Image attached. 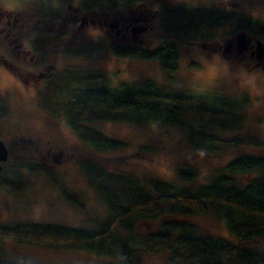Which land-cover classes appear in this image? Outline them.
Returning a JSON list of instances; mask_svg holds the SVG:
<instances>
[{
  "label": "rangeland",
  "instance_id": "374dc122",
  "mask_svg": "<svg viewBox=\"0 0 264 264\" xmlns=\"http://www.w3.org/2000/svg\"><path fill=\"white\" fill-rule=\"evenodd\" d=\"M79 1L69 0L58 21L42 19L37 22L36 18L29 17L36 0H0V12L6 11L17 16L20 38L30 29L33 35L35 32H66L63 38L44 49L42 57L38 60L32 58V75L23 76L24 86L11 81L0 65V93L6 95L4 102L8 108L0 119V138L8 149L4 169L6 173H11L6 174L8 178H14L13 169L19 173L22 170L21 173L27 177L26 184L18 189L0 184V222L27 220L93 226L96 220H102L106 216V207L101 197L87 184L78 166L80 158L101 160L103 157L87 147L63 120L53 116L41 104L43 81L61 71L77 74L101 73L109 77L107 83L111 84L123 80L151 78L168 87L213 91L238 101L243 115L241 127L221 130L220 134L225 138L237 136L243 139L236 144H221L216 152L191 147L186 140V131L181 126L129 121L87 122L106 135L125 143L121 148L101 154L113 155V158L104 159L116 165L115 168L133 176L143 180L154 177L180 185L196 186L208 182L220 171L227 173L223 169L224 163L239 153L264 156V49L261 47L263 55L259 57L255 48L257 40L264 44V34L246 35L250 41H246L245 47L234 36L226 45V38L204 41L192 37H177L178 66L177 71L171 75L165 72L156 59L117 56L110 48L112 42L137 39L149 47L158 44L161 32L156 17L146 15L142 17L146 19L137 18L130 23L126 20L129 16L128 10L87 12L79 9ZM182 1L194 5L243 10L264 23V0ZM149 8L152 10V7ZM138 12L136 9L133 14ZM125 24L127 28L124 30ZM137 25L141 29H137L134 36L132 28ZM202 41L205 42L204 45ZM81 44L91 47V51L73 54L72 49ZM249 45L254 48L252 57ZM1 52L0 49V54ZM40 71L46 78L42 82L37 75ZM73 85L75 82L69 83V86ZM8 91L11 93L7 94ZM252 138L258 143L251 141ZM141 143L150 144L151 150H135ZM22 160L44 164L46 170L30 172L20 169L17 164ZM182 169H196L197 174L184 178L180 176ZM257 174L253 171H241L231 175L235 183L243 184ZM60 185L75 192L81 205L67 200L58 189ZM178 216L194 224L195 233L222 236L235 241L234 235L212 212ZM162 218L164 216L155 219L135 218L133 221L129 238L141 258L140 264H165L168 259L169 244L172 245L173 241L170 243L169 239L167 245L155 243L151 249L142 238V235L151 230H159ZM118 229L125 234V230L120 227ZM243 243L264 250V237H254L244 240ZM0 246L2 257L13 262L101 264L118 257L89 249L51 247L4 236H0ZM118 254L117 248L116 255Z\"/></svg>",
  "mask_w": 264,
  "mask_h": 264
},
{
  "label": "trees",
  "instance_id": "16d2710c",
  "mask_svg": "<svg viewBox=\"0 0 264 264\" xmlns=\"http://www.w3.org/2000/svg\"><path fill=\"white\" fill-rule=\"evenodd\" d=\"M68 1L36 0L30 16L36 18L37 22L42 19L58 21ZM78 7L87 12L128 10L126 20L130 23L137 18L146 19L142 18L146 15L156 17L161 32L158 44L149 47L137 39L112 42L110 48L117 56L156 59L171 75L178 66L177 37L204 41L226 38V45L239 32L252 36L264 34V23L243 10L194 5L182 0H80ZM136 9L140 13L134 15ZM137 29H141V26H133L134 36ZM64 35V31L40 33L32 41V47L40 52ZM90 51L91 47L82 44L72 49L75 55ZM107 80V75L96 72L77 74L61 71L45 81L41 93V104L53 116L63 120L87 147L103 157L101 160L80 158L78 166L87 184L101 197L107 211L105 218L96 220L93 226L27 220L0 222V236L118 256L101 264H140L141 258L129 238L133 221L135 218L164 216L160 229L151 230L142 238L151 249L155 243L163 245L169 239L170 243L174 242L169 244L165 264H264V250L243 243L254 237H264V156L239 153L224 163L223 169L227 173L220 171L208 182L196 186L154 177L143 180L115 168L116 165L104 159L113 155L101 154L121 148L125 143L87 124L89 121L103 120L181 126L191 147L216 152L221 144H236L243 139L237 136L225 138L220 134L221 130L241 127L243 115L238 101L213 91L168 87L151 78L112 84ZM72 82L75 85L69 86ZM7 109V105L0 101V115L6 113ZM251 141L258 143L254 138ZM151 148L150 144L141 143L135 150L146 152ZM17 165L30 172L46 170L44 164L33 160H22ZM241 171L258 174L246 183H235L231 174ZM12 172L14 178H9L10 181L0 180L3 185L18 189L26 184L21 173L15 169ZM196 174V169L180 171V176L184 178ZM58 189L67 200L80 204L75 192L62 185ZM203 212L218 216L234 235L235 241L195 233L196 226L178 216ZM119 227L125 230V234L120 232ZM0 264L41 263L10 261L2 257L0 246Z\"/></svg>",
  "mask_w": 264,
  "mask_h": 264
},
{
  "label": "flooded vegetation",
  "instance_id": "af4514ba",
  "mask_svg": "<svg viewBox=\"0 0 264 264\" xmlns=\"http://www.w3.org/2000/svg\"><path fill=\"white\" fill-rule=\"evenodd\" d=\"M29 17L31 18V16ZM16 19L17 16L9 12L8 13L6 11L0 12V49L2 50L0 54V65L2 66L3 69H5L7 73V77L11 81H15L17 83H20L22 86H24L25 77L23 76H27L29 74L32 75L31 73L32 68L30 66V62L32 58H36V60H38L40 57H42L41 55L46 47H43L40 52L36 51L32 47V41L34 40L35 36L39 35L40 33L35 32L33 35L31 33V29L25 31L24 37L20 38V36L18 35L20 29L17 26ZM82 20L85 21V18H82ZM126 28H127V24L124 25V30ZM249 47L251 46L249 45ZM253 53H254V48L251 47V51H250L251 57ZM6 64H8V67ZM262 64L264 66V61L262 62ZM37 75L39 77V80L42 82L43 78H45L44 74L40 71L37 72ZM43 83H45V80L43 81ZM9 93H11V91H8L7 94ZM40 93H42V90ZM5 97L6 95L4 96L3 93H0L1 102L5 103L4 102ZM4 114L0 115V119L4 116ZM5 161L2 162V168L0 171V180L4 179L6 181H10L9 178L6 176V174L8 173H6V170L4 169ZM20 169H18V171ZM21 175L26 179L27 182V177L22 173ZM0 184L3 185V183L1 182ZM3 186L8 187V185H3Z\"/></svg>",
  "mask_w": 264,
  "mask_h": 264
},
{
  "label": "water",
  "instance_id": "95a60500",
  "mask_svg": "<svg viewBox=\"0 0 264 264\" xmlns=\"http://www.w3.org/2000/svg\"><path fill=\"white\" fill-rule=\"evenodd\" d=\"M235 37H236L237 40H240L243 43L242 47H245L246 46V41L248 43V40H250V39H248L246 37L244 32L237 33ZM261 47L264 49V47L262 46V43L260 42V40H257V45H256L255 48H257V50H258L257 54H258L259 57L261 55H263V52L261 51ZM7 156H8L7 146H6L5 142L0 138V171H1V168H2V162L7 159Z\"/></svg>",
  "mask_w": 264,
  "mask_h": 264
},
{
  "label": "bare ground",
  "instance_id": "6f19581e",
  "mask_svg": "<svg viewBox=\"0 0 264 264\" xmlns=\"http://www.w3.org/2000/svg\"><path fill=\"white\" fill-rule=\"evenodd\" d=\"M250 41V40H249Z\"/></svg>",
  "mask_w": 264,
  "mask_h": 264
}]
</instances>
